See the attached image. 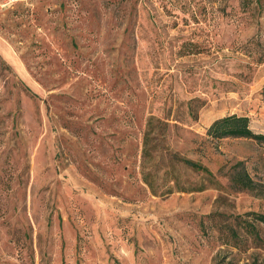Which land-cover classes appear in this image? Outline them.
Wrapping results in <instances>:
<instances>
[{"label": "rangeland", "instance_id": "obj_1", "mask_svg": "<svg viewBox=\"0 0 264 264\" xmlns=\"http://www.w3.org/2000/svg\"><path fill=\"white\" fill-rule=\"evenodd\" d=\"M228 115L264 134V0H0V264H264Z\"/></svg>", "mask_w": 264, "mask_h": 264}, {"label": "trees", "instance_id": "obj_2", "mask_svg": "<svg viewBox=\"0 0 264 264\" xmlns=\"http://www.w3.org/2000/svg\"><path fill=\"white\" fill-rule=\"evenodd\" d=\"M207 136L214 139L220 140L224 138H245L251 139L256 141L259 144L264 145V134H257L254 133L249 127V119L246 116H238V115H228L222 117L218 120H215L207 129L206 132ZM148 134L144 135L143 141V155H148ZM181 163L184 164L187 168L191 169L194 172H199L206 174L208 177H211L210 171L201 165L200 163L188 160V159H180ZM230 181L233 186L238 190H253L254 189V182L250 178L249 174L247 173L246 169L243 167L242 163H237L234 167L230 175ZM147 183V181L145 180ZM149 184V183H148ZM200 190V189H197ZM183 191V190H182ZM254 221L264 225V215L262 214H252ZM246 226V230L258 237L256 228L251 222H246L244 224ZM231 235L235 238L236 232L233 228L230 229Z\"/></svg>", "mask_w": 264, "mask_h": 264}]
</instances>
